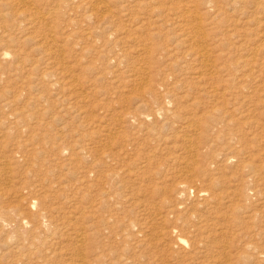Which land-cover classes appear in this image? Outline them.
Returning <instances> with one entry per match:
<instances>
[{"label": "rangeland", "instance_id": "obj_1", "mask_svg": "<svg viewBox=\"0 0 264 264\" xmlns=\"http://www.w3.org/2000/svg\"><path fill=\"white\" fill-rule=\"evenodd\" d=\"M49 7L50 6L47 5L45 2H39L37 4V9L39 11L40 16H46L47 17L48 15H51L50 14L51 9H49ZM237 9H239V7L236 8L234 10V12L232 9V13H230L231 11H230V7H229L228 10L226 11V12H228V14L226 15V20H225L226 22L225 21L223 22L224 26L222 25L220 28L216 29V32H218V29H219L220 30L219 33L223 32V34L224 33H226V34H224L222 36V38H221V35L217 36L218 34L215 36L211 35L212 37L209 36V40L205 41V42H207L206 44H209V45H207V48L210 50L209 51L210 52L209 58H204L201 55L199 56V54L197 53V54L192 55L191 57L181 58L182 61H181V59L179 60V65H180V67H183V68L178 67L180 70L177 67H174V69L175 68L176 69L174 71H172L171 73H173V74L175 73L176 75H178L180 77L184 76L183 80H185V81L187 79H189V77H190L191 79L188 82H190V84L193 86L191 87V89L189 87L188 90H187L188 87H184L182 89H179L177 91V93H175L176 95H174V98L179 99V100H177V103L178 102L179 103L177 104L178 106L176 104L171 106L170 109H173V110L170 112L168 111L169 119L167 120V118H165L166 119V121H165L164 119H162L164 117H161V116L156 117V118H152V119H151V117H146L145 119H143L147 122V123H145V121H141L142 119H139V120L133 119V118L129 119L125 115V113L127 111H132V112L134 111L135 112V111L139 110L141 112L140 109L142 107H140V105L138 106V104H139L138 101H140L141 97H139L140 95L136 90L137 88L135 89L133 87H136V85L138 86V84H136V82H137L136 80H138V82H139V79H138L139 73H136V72H138V70L136 71V69L143 62L142 61L143 58L147 57L146 55H148V56L150 55V54H147V52L143 50V44L146 43L149 45L150 44L154 45L155 44L154 42H156V44H160V41L162 42V40L165 39V36L166 37L170 36V37L174 38L172 31L173 30L175 31V28H173L171 31L170 30L168 31L167 29L161 30L162 33L164 30L168 31V34L165 35L166 32L164 31V33H163L164 36H163L162 33L160 32L161 33L160 36L156 35L153 37L154 38L153 43L151 41L152 39H150V40L144 39L147 36L144 35V33H142V32L138 33L141 37L144 36L143 38L140 37V39H139L140 41L135 42V43H129V42L125 43V41H124V43H122L121 46H123V47H121V48H125V50L127 52H129V51L132 52V53L129 52L128 57H127L128 62L131 60H132V62H129V64L126 65L128 67V69L122 68V71H121L122 74H120V78H118L119 80L122 79L121 80L122 83L118 84L117 82L111 81V79H112L111 74H109V75L107 74L108 77L106 75V78H102L103 79L102 81H100V80H99L100 82L97 81L98 82L97 86H96L97 82H95L94 83L95 86L90 87L91 89L93 88V90L95 91V94L97 93L98 95H95V94L90 95L89 94L90 89L89 90L88 89H84V90L77 89L76 92H79V93H82V92L84 93V92H86V90H88V92H89L88 95H90V96L87 95L86 99L80 98V96H78L79 97L78 98L75 96L76 94L74 96H72L69 93H67L69 95L64 94L65 96H57L59 94H57L55 92L56 91L58 92V90H55V92H53V95L49 96L50 95V89H49L48 85L51 81H53V79L56 78L59 71L67 72L66 74L63 73L64 75L63 74L60 75L61 77H65V78L61 79L64 81H66V79H68L67 81H69V79L70 80L75 79L74 76L79 75L78 77H80V74L82 77V76H84V74H83L84 72L81 71L83 69V67L90 65L88 62L90 60H92V62H97V60H95L96 58L94 60L91 59V55L88 53V56H87V54L85 55L86 58L84 56H82V58H84V60L81 58L83 60L82 62H84V63H81L80 66L75 64V62L77 63L78 59L80 58V55H79L80 52L78 54H74V53H77V51H79V50L77 48L75 49L74 46L73 47L70 46V45H72L71 42L66 45L67 47L64 48L63 53L56 51V53H54V56H51V54L44 56L45 53H47L48 51L51 50V45H48L46 38H45V35H46V33H49L50 30L54 31L53 26L50 23L47 25L37 23L36 22V20H37L36 15L29 8H23L21 6V3L19 0H0V47H1L0 51L5 50V51L9 52V55H8L9 57H7L5 59H1V57H0V60H1L0 61V64H1V66H0V71H1L0 72V149H2V150H0L1 157H2V152L5 153L4 155H6V154H9L10 151L12 152V151L16 150L15 149V146H16L15 142L17 140H19L20 138H21L19 140L20 144L22 143L25 145V143H24L25 139H26L25 137H27L28 133L24 134V130L26 129V126L34 124L32 127V133H31V135L33 136L32 142H34V143H32L33 144L32 145L28 142L29 144L26 143V145H25V146H28L29 151L33 149V152L30 151V153H29L25 149L27 147H25L23 145L25 148L22 146V149L20 148L22 151H16L15 153H13V154H15L16 158L14 159V157H13V159H14V160H12L13 162L12 163L10 162V165L15 167V168H13V171H12L14 175H12V172H11V174L9 173L10 174L9 175V174H4L0 171V173H1L0 174V182L2 180V183H0V191H4L2 193V198H0L1 199L0 200V217H1V219H0V264H82V263L83 264H131V263L132 264H264V262H262L264 259V255H263V253H264V46H263L264 45V38L263 37L264 36L258 35V36H256L257 38L255 36L251 37V38H248V37L246 38L244 36H242V37L240 36V39H238L239 36H236V35L244 32L243 30H250L252 32L254 31V33H258L259 30H257V29H259L260 26H257L254 23L255 21H251L252 22L251 23L249 21L250 18L247 17L246 15H244L242 17V14H241L242 10L239 9V11H236ZM236 12H237V14H236ZM240 15H241V17H240ZM122 19H123V22H125L124 24H127L129 22L127 17L123 16ZM232 19L234 22L232 21ZM259 19H261V17H258L257 20H259ZM151 20H153L152 17L149 18V21L151 23L149 26V29H151V30H149V31L155 32L157 29L155 27L152 28V26H154V25H153V21L151 22ZM228 21H229V23H228ZM145 22L148 23V21H145ZM241 23H242V25H240ZM244 23H246V25ZM248 23H250V24H248ZM228 24H230V25H228ZM128 25L130 28L129 23L127 24V26ZM246 26H248V28L249 27L250 28L248 29V28H246ZM237 27H239V29L241 28L242 30L240 29L241 30L240 31ZM229 28L232 30H230ZM233 29H234V31H233ZM206 31L209 32L208 30H206ZM176 32H178V31L176 30ZM227 33H228V36H227ZM233 34H236V35H233ZM171 35H173V36H171ZM4 36H9V39H11V40H9V41L5 40ZM224 36H226V37H224ZM228 37H229V39H228ZM213 38H214V40H213ZM225 38L227 40H225ZM245 38L248 40L251 39L252 43H251V41H249V43H248ZM155 39H156V41H155ZM210 40L211 41L213 40V42H210ZM220 40L221 41L223 40L224 42H221ZM237 40H240V41L237 42ZM243 40H245V42ZM141 42H142V44H141ZM242 42H244L245 44L247 43V44L245 45ZM62 43H63V41L61 42L60 40L57 42V44H62ZM224 43H225V45H224L225 47H222V45ZM226 43H228V45L231 48ZM237 43H239V44L237 45ZM261 43H262V46H261ZM124 44H125V46H124ZM128 44H131V46ZM240 44H243V45H240ZM118 46H120V45H117L116 47H118ZM211 46H212V48H211ZM214 46H216V47H214ZM219 46H220V48H219ZM245 46H248V47H245ZM250 46H251V49H250ZM68 47L72 48V50L68 51L67 50ZM139 47H140V49H139ZM234 48L235 49L237 48L241 52H239L236 49V51L239 52V53H237ZM242 48L244 50H242ZM253 48H254V50H252ZM130 49H133V51ZM233 49H234V52H233ZM227 50H229V51H227ZM142 51H144L143 54L141 53ZM67 52H69L68 55H70V56L67 55ZM154 52H152V53H154ZM229 52L230 53L233 52V53H231L229 55ZM159 53L160 54H158L157 52L154 54H151V56H155L154 58H158L157 64H159V66L155 67L153 70V74L156 73L158 75H160V70H158V69H162L163 72L168 71V70L166 71V69H167L166 64L170 61V60H168V57H167V54L165 51H162ZM226 53H227V55H229L231 57H228L226 55ZM136 55H138V57H136ZM164 56L166 59L163 58ZM41 57H43V58L41 60H38V62L32 61V59L41 58ZM129 57H130V59H129ZM140 57H142V58H140ZM215 57H216V59H215ZM178 58H180V56ZM192 58H194V59H192ZM200 58H202V61ZM69 59H71V60L69 61ZM164 59L166 61H164ZM233 59H235V60H233ZM49 60H52V61H49ZM197 60H198V62H197ZM217 60H218V62H217ZM67 61H69V62H67ZM187 61H190V62H187ZM192 61H195V63ZM204 61L205 62L210 61V62L205 63ZM232 61L234 63H232ZM36 62H37V64H36ZM64 62H66V63H64ZM191 62L194 63L193 67H192ZM57 63H60V64H57ZM200 63L202 65V68L200 66ZM203 63H205V64L209 63L211 65V68H212V66H214L213 68H215V71H213L214 70L213 68H212L213 70L212 69L206 70L205 64H203ZM216 63L218 65H215ZM231 63H232V65H231ZM74 64L76 65V67L78 66L79 68L77 67V69H76ZM164 64H165V66L163 67ZM2 65H3V67H2ZM64 65L66 66V68ZM124 65H125V63H123L122 66H124ZM137 65H138V67H137ZM197 65L200 67H198ZM223 65H224V67H222ZM63 66H64V68H63ZM69 66L71 67V69L69 68V72H68L67 69ZM152 66H153V64H152ZM185 66L186 67H192V69H187ZM44 67H46V68H44ZM60 67L62 69H60ZM196 67H198V68H196ZM218 67H220V68L222 67L221 69H223V71L221 69L219 70ZM229 67H230V69H229ZM80 68H82V69L80 70ZM45 69H46V71L48 69L56 70L57 74L55 76H50V74L46 75L43 72V70H45ZM196 69H198V72L201 74H199ZM70 70H72V71H70ZM110 70H112V68H110ZM123 70H125L126 73H124ZM226 70H228V71H226ZM195 71H196V73L194 74ZM200 71H202V72H200ZM217 71L221 75L216 73ZM230 71H232V72H230ZM77 72H79V73H77ZM96 72H98V70H96ZM183 72H185L184 74L186 76L183 74ZM203 72H205V73H203ZM71 73L72 74L74 73V74L71 75ZM123 73H124L125 77H124ZM212 73H214L213 74L214 76L212 75ZM223 73H225V74H223ZM130 74H131V76H130ZM193 74H194V76L198 75L199 77H201V80H203V83H202V81H200V78L196 79L194 81L195 78L192 79ZM206 74H208V75L210 74L209 75L210 78L207 77ZM90 75L91 74H89V76ZM226 75H228V76H226ZM222 76H224V80L222 79ZM118 77H119V75H118ZM205 77L207 79H205ZM212 77H216V78L212 79ZM32 78L33 79L36 78V80H32ZM129 78L134 80V82L131 81ZM220 78H221V80L224 81L222 83H225V84H222V87H226L227 84H228V86H230V88H228V87H226V88L232 91L231 96L226 94L228 96L225 95L224 96L225 99L218 97V99H219L218 101L213 100V98L204 99V98L200 97L199 99H196L195 102L193 101L192 104H191V101H190V103L185 102L186 98L185 99H184V97L182 98V95L184 92L186 93V90L189 93L192 91V94H191L192 96L193 95L197 96L196 95V94H198L197 91L199 90V88L201 86L206 87L208 84H209V86L215 85V83H217L218 81L221 82ZM165 79L167 80V78H165ZM231 79H234V80H231ZM38 80H39V82H38ZM45 80H47V81H45ZM127 80L130 81L129 84L131 86L126 84L128 82ZM214 80H216V81H214ZM226 80H228V81H226ZM31 81H33V82L31 83ZM36 81L40 84H38ZM108 81H109V83H108ZM124 81H126L125 85H128V86H124V83H123ZM210 81H211V83H209ZM197 82H199V83H197ZM230 82H231V84H230ZM194 83H195V85H194ZM116 84H117V86H116ZM196 84H198V85H196ZM200 84H204L205 86L200 85ZM120 85H122V86H120ZM178 85H180V84H178ZM199 85H200V87L196 89V87H198ZM223 85H225V86H223ZM234 85H235V88H233ZM129 86L133 89H131ZM123 87H125V89ZM95 88H97V89H95ZM127 88L129 90H127ZM236 88L240 91H238ZM98 89H99V91H98ZM99 92H100V94H99ZM180 92H182V93H180ZM193 92H194V94H193ZM235 93H237L240 97L238 98V95ZM180 95H181V100L179 97ZM234 95H237V96L235 97ZM41 96H43L44 98H42V100L40 101ZM66 96H69V97H66ZM245 96H247V97H245ZM74 97L77 99H75ZM133 97H135V98H133ZM136 97H137V99H136ZM226 97H227V100H226ZM231 97H232V99H230ZM243 97H244V99H243ZM46 98H48V99L44 100ZM182 99H184V100H182ZM237 99H239L238 100L239 102L237 101ZM75 100H76V102H75ZM130 100L133 103H130L129 102ZM166 100L167 99H165V101ZM207 100H209V101H207ZM229 100H230V102H233L234 104H231L229 102ZM232 100H234V101H232ZM240 100H241V102H240ZM205 101H207V102H205ZM216 101H217V103H216ZM204 102H205V104H204ZM219 102H220V104H219ZM225 102H227V103H225ZM180 104H181V106H180ZM215 104H217V106ZM182 105H185L184 107H188L189 110H190V108H193L192 111L195 113V116H194L195 118H193V119H195V121H197V123L195 122V127L197 126L196 127V133L197 134L195 133V131L194 132L192 131L193 130L192 128H189L190 130L189 129L187 130V128L181 129L182 127L177 126L175 124L177 122L178 125H181V122H179L176 118H174V116H172L171 113L174 111V107L176 110L173 112V115L177 110H179L177 112H181L180 111L181 108L183 110L187 109V108L182 107ZM221 105H222L221 108H223V109H221L220 107L217 108L218 106H221ZM135 106L137 107V109ZM179 106L181 108H179ZM207 106L210 110L206 109ZM214 106H216V107H214ZM226 107L228 110L226 109ZM240 107H242V108H240ZM199 108H201V109H199ZM236 108L238 111L236 110ZM220 110H223V111H220ZM224 110H226L227 112ZM230 110L232 113L230 112ZM201 111H203V112H201ZM177 112L175 114H177ZM219 112H221L223 114H221ZM212 114H214V115H212ZM241 114H243V115H241ZM221 115L224 117V119H221V118H223V117H221L220 118L221 120H220L219 117ZM121 116H123L124 118L123 117H122L123 119L120 118ZM180 116L184 117L185 115L183 116L180 114ZM197 116H198V118H197ZM208 116H210V117L212 116V118H214L216 116L217 120H216V118L212 119ZM226 117H227V119H226ZM234 117L236 119H235V121L232 122V120H234ZM118 118H119V120H118ZM200 118L202 121L200 120ZM154 119H156V120H154ZM151 120H153V121H151ZM198 120H200V121H198ZM213 120H214V123H213ZM236 120H238V121H236ZM139 121H141L140 122L141 124L138 123ZM203 121L205 122V124L208 123V125L207 124L205 125L203 123ZM215 121H217V122L215 123ZM221 121L223 122V125L225 124L224 126H222ZM229 121H231V122H229ZM118 122L119 123L122 122V124L121 123L119 124ZM162 122H163V124H162ZM218 122H219V124H217ZM127 123H129V124H127ZM157 123L159 126L157 125ZM144 124H146V125H144ZM154 124H156V125H154ZM211 124H212V126H211ZM150 125H152V126H150ZM153 125L155 126V128ZM166 125H169L171 128H169V126L167 127ZM217 125H219V126H217ZM132 126H133V128H132ZM135 126H137V127H135ZM160 126H162L163 131L160 129ZM198 126H199V128H198ZM105 127H106V129H105ZM141 127H143V128L145 127L144 131H143V129H141ZM148 128L149 129L151 128V130H148ZM167 128H169L168 130H170V129L171 130L168 131ZM184 129H185L186 133L184 132ZM200 129H202V130H200ZM104 130H106V131H104ZM145 130L151 135L148 136V134L145 133L146 132ZM210 130L214 131V133H212ZM215 130H217V131H215ZM232 130H233V132H232ZM108 131H110V132H108ZM156 131L158 134L156 133ZM172 131H174V132H172ZM218 131H219V133H218ZM230 131H231V133H230ZM164 132H165V135H164ZM169 132H170V135L168 134ZM191 132H193V134H191ZM205 132H207V133H205ZM127 133H129V135ZM217 133H218V137H217ZM105 134H106V136H105ZM108 134H109V136H107ZM126 134H127V136H126ZM178 134H179V136L180 135L182 136V137L180 136L181 139H179L180 137H178ZM228 134H230V135H228ZM231 134H233L234 136ZM110 135L115 136V137L111 136L112 137L111 138ZM121 135H123V136H121ZM133 135H135V136H133ZM153 135H155V136H153ZM166 135L167 136L169 135L170 139H173L175 142L173 140L168 139L169 137L167 138ZM28 136H30V135H28ZM194 136H196V137H194ZM139 137L142 140H140ZM155 137H157L156 138L157 141L154 142V140H156ZM186 137H188V138H186ZM232 137H233V139H232ZM132 138L133 139L135 138L134 139L135 142ZM144 138H145L146 142H147V139L150 140V141L148 140L147 145L145 144L146 142L143 143V141H145ZM151 138H154V139L152 140ZM115 139H116V141H115ZM163 139H166V140L164 141ZM194 139H196V140H194ZM129 140L130 141L133 140V142L132 141L130 142ZM200 140H203V141L205 140V141L204 142L201 141L203 143H197V142H200ZM111 141H113V142H111ZM118 141H120V142H118ZM209 141H210V143L207 144L208 145L207 146L206 143ZM7 142L10 143L9 144L10 146L7 145V147H5L4 144H6ZM124 142H126L127 145H125ZM138 142L140 144H138ZM162 142H164V143H162ZM171 142L174 145L173 144L171 145L170 144ZM181 142L186 143V145H184V143L182 144ZM187 142L190 145H188ZM195 142L197 144H195ZM115 143H117V144L115 145ZM128 143H130V146L133 144L134 147H133V145L131 146V148H130V146L128 147V145H129ZM166 143H167V145H166ZM12 144H13L14 148H12ZM135 144H137V145H135ZM141 144H143V145H141ZM144 144H145V146H144ZM151 144H153V145L157 144L158 146L157 145L156 146L158 148L156 147L157 149H155V146H153ZM163 144H164V146H163ZM237 144H239L238 147H237ZM161 145L163 146L162 150L159 148ZM187 145L189 147H192L193 145L196 147V148H194V146H193L191 149L194 148V151H196L195 149H197L198 155L195 157H198V158H196L198 161L201 160L200 161L201 163L199 162V165H202L201 167L204 166L203 168H206L205 173H207V171L209 170V173H207V175L210 176V177L208 176L210 179H208V177L205 178L203 175H201L195 171L194 175H195L196 179H194V180H197V181H194V182L189 181L187 183L188 178L185 176V171H186L185 168L187 169V166H188L187 164H188L189 160H187L188 162H186L185 158L190 159V157H188L190 154L188 152H186L187 150H184V148L188 147ZM233 145H235L234 148H233ZM41 146L42 147L45 146V149H42ZM120 146H122V147L120 148ZM174 146H177L178 148L174 147ZM30 147H31V149H30ZM105 147L109 151V154H108V151L105 149ZM116 147L118 148V150ZM229 147H231V148L229 149ZM50 148H53L54 151L51 152V154H48L47 151ZM61 148L64 150V152L60 153L59 151L61 150ZM125 148H127V149H125ZM136 148H137V150L135 151L136 152L135 153L134 150ZM142 148H143V150H142ZM226 148L228 150H225ZM7 149H8V152H4ZM38 149H39V151H38ZM121 149H123V150L121 151ZM147 149H148V151H147ZM163 149H165L166 152H167V150H169L167 152L169 154H167ZM209 149H211V150H209ZM102 150H104V151H102ZM149 150H152V151L150 152ZM230 150H231V152H230ZM236 150H237V152H235ZM83 151H86V152L82 153ZM143 151L145 153H148L149 155L151 154L150 155L151 157L149 158L147 163H144L145 166L149 165V167H150V169L147 167V170L145 169V172H141L142 170L134 169V168H136V167H134L135 166L134 164L138 163V161H139L135 157L140 156V155H141L140 157H142ZM163 151H164V153H163ZM42 152H43V154H42ZM117 152L119 153V156H118ZM124 152H126V153L124 154ZM127 152H129V155L130 154L131 155L130 156L127 155L128 154ZM139 152H141L142 154ZM170 152L174 153V154L170 155L171 154ZM24 153H25V155H24ZM102 153H104V154H102ZM199 153H201L203 156L205 155V159ZM234 153H236V154H234ZM26 154H27V156H26ZM40 154L42 156H40ZM58 154H59V156H58ZM101 154H102V156H101L102 158L99 156ZM106 154H108V156ZM164 154H166V155H164ZM217 154L218 155L220 154V155L218 156ZM21 155L23 158L20 157ZM44 155H47V156H44ZM51 155L52 156L54 155V156L51 157ZM126 155L131 160V162L128 158H126ZM161 155H162V157H161ZM184 155H186V156H184ZM222 155H224V157ZM225 155H227V156H225ZM34 156H35V158H34ZM200 156L202 158H200ZM1 157H0V160L3 159V158L1 159ZM36 157L37 158L39 157V159H37ZM40 157H41V159H40ZM67 157H69L68 161H67V162H69V164L63 165L66 163ZM118 157H120V158H118ZM157 157L159 159H156ZM178 157H179V159H178ZM211 157H212V159H210ZM221 157H223V158L221 159ZM226 157H228V158L226 159ZM31 158H33V160ZM92 158L94 160L96 158L97 159L99 158L98 159V160H100L99 166L101 168L100 167L96 168L95 165H93V163L94 164L96 162L98 163V161H97V159L94 161ZM108 158H110V159H108ZM213 158H214V161H216L217 159L218 160L216 162H214ZM229 158H232V160ZM30 159L32 160V162H28V161H31ZM50 159H52V160L50 161ZM126 159H128V160H126ZM39 160H41V161H39ZM120 160H121V162H120ZM180 160L183 162H181ZM221 160H223V162ZM224 160H226V161H224ZM206 161L209 163L208 168L205 167L208 164ZM5 162L6 161H4V163ZM18 162H20L21 164H19ZM23 162H25V163H23ZM49 162H50V164H49ZM103 162H104V165L102 164ZM117 162H118V164H117ZM180 162L183 164L184 167L182 166V164ZM184 162H185V164H184ZM211 162H213L214 164ZM220 162H222V164ZM13 163L14 164L16 163V164L14 165ZM216 163H218L219 165L218 164L216 165ZM45 164H46V166H45ZM47 164H49V165H47ZM210 164H211V166H210ZM25 165H28V168H26ZM185 165H186V167H185ZM213 165H215V166H213ZM92 166L96 170L92 169ZM119 166H121L122 168ZM123 166H125V168ZM216 166L217 167L221 166V167L217 168ZM114 167L115 168L117 167V168L115 169ZM126 167H128L129 169L133 168L132 172H135V174H136V172H139V175L137 177H131L129 180H127L126 182H129V183H126V185L124 183V186H127V187L123 186L124 187L123 190H121L122 187L119 189L121 192L120 191L118 192V195H117L115 200H112L111 203L110 202L107 203L109 206L105 204L106 202L100 201V203L98 204V206H99L98 210L96 209V211L94 213L92 212V214H90L89 216L84 215V218L82 217V214L78 210H77L78 212L75 211V208H71V210H69L70 208H66L65 206H63L62 209L68 210V213H66L67 212L66 210L63 211L62 209H61L62 211H59L61 213L51 212V216L50 215H48V216H50L51 218L54 217L52 221H51L50 217L46 216L49 213L48 210L51 207H53V206L55 207V205L59 206L58 203L53 200V197L56 194L78 195L79 193H81V194L83 192L85 193L86 191L80 188L81 182H84V181L92 182L93 181L92 183L94 184L97 181H99V179H102V178L104 179V177H103L104 172H107L108 170L109 171H111V170L116 171L117 170L118 172H120V174L123 173V175H125L124 179H126L125 177L128 174V172L125 171ZM23 168H25V169H23ZM14 169H16V170H14ZM123 170H124V172H123ZM183 170H184V172H183ZM210 170L211 171L213 170V171L211 172ZM14 171L15 172L17 171V174ZM93 171L94 172L98 171L99 173L97 172L98 173L97 174V173H94ZM102 171H103V173H101ZM18 172H21L20 176H19ZM25 172H26V174H24ZM29 172H33V173L30 174ZM42 172L44 173V175ZM35 173L38 174L39 176H36ZM181 173H182V175H181ZM33 174L35 175V177L42 178V180L40 179L42 184H40L41 182L39 181L38 178L37 179L34 178ZM183 174H184V176H183ZM8 175H9V177H8ZM31 175H33V177ZM10 176H12L13 179H11ZM14 176L15 177L17 176V177L14 178ZM21 176H23V178ZM26 176H27V178H26ZM98 176L99 177L101 176V177L99 178ZM139 176H140V178H139ZM212 176H213V178H212ZM18 177H19V179L17 180ZM21 178H22V180H21ZM137 178H139V179H137ZM183 178H185V179H183ZM10 179H11V181H10ZM44 179L45 180L47 179L46 182L44 181ZM181 179L183 182L180 181ZM26 180H28V181H26ZM30 180H31V182H30ZM133 180H134V182H133ZM198 180H201L202 182L201 181L198 182ZM34 181H36V183ZM37 181H39V182H37ZM179 181H180V183H184L186 181L185 184L187 183L188 185H185V187L183 188L179 185L180 183L178 184ZM210 181H212V183L215 184V185H213V188L209 187V185H207L210 183ZM161 182H162V184H161ZM196 182L198 183L197 186H199L200 189L206 187V188H208V190L205 188L204 190H201L202 191L201 192L200 189L198 190L197 187L194 185ZM18 183H20V185ZM21 183L23 184V187H22ZM30 183H32V184H30ZM201 183L203 185L205 184L204 187H202L203 185ZM129 184H132V185L134 184L133 185L134 188L131 187V185H129ZM25 186L29 187L30 189L26 188ZM35 186H37V187H35ZM187 186H188V188H187ZM31 187L32 188L34 187V190ZM130 187H131V189L129 190ZM194 187H195V191L193 189ZM215 187H216V189H215ZM37 188H39V189H37ZM160 188H162V189H160ZM18 189H20V190H18ZM21 189H22V191H21ZM182 189H184V190H182ZM185 189H187L188 191H186ZM126 190L129 192H127ZM179 191L181 193H179ZM183 191H185L184 192L185 194L182 193ZM197 192H199V193L196 194ZM209 192L211 193V195ZM212 192H214L215 194ZM6 193H7V195H6ZM15 193H16V195H15ZM28 193H30L29 197H28V195H26ZM121 193H123V194H121ZM176 193H177V196L175 195ZM17 194H19V195H17ZM81 194H79V195H81ZM90 194H94V192L93 193L90 192L89 195ZM129 194H131V195H129ZM31 195H33V197ZM125 195H129V197L125 196ZM208 195H210V197ZM243 195L245 196V198ZM20 196L27 197L28 199H30V197H31L30 201L32 203H31L28 211L25 210L26 209L25 204L24 205L22 204V203H24V200L21 199L22 197L20 198ZM91 196H92L91 198H93V195H91ZM185 196H186V198H184ZM211 196H212V198H211ZM79 197L80 196H77L74 199L78 200ZM200 197H202V198H200ZM207 197H209V198H207ZM96 198H95V194H94V199H92V201H95L97 203L98 199L96 200ZM119 198H120V200H119ZM127 198H130V199L128 200ZM174 198H177V199L174 200ZM43 199H44V201L42 202V204L44 205V208L47 209L46 211L48 213L46 211H43V209H41V207L43 208V206L40 205V200H43ZM180 199L181 200L183 199L184 201L183 200L180 201ZM177 200L180 201V202L179 201L178 202L181 203L180 205H182V206L179 205ZM196 200H198V202ZM212 200H216V201H212ZM129 201H130V203H129ZM206 201L207 202L209 201V203L206 204ZM84 202H90V200L85 198ZM214 202H216L217 204L216 203L213 204ZM134 203H135V205H134ZM138 203L141 204V206L138 205ZM174 203L178 207L176 205L173 206ZM182 203L184 204V206ZM16 204L18 205V207L16 206ZM113 204H114V207H113ZM133 205L135 208H133ZM142 205H144L145 208ZM213 205H214V208H213ZM21 206H22V208H21ZM48 206H50V208H48ZM80 206H81V204H80ZM204 206H206L207 209ZM210 206H211V208H210ZM9 207H11V208L8 209ZM183 207H185V209H183ZM19 208L22 210V213L20 210H18ZM111 208H112V210H111ZM142 208H143V210H142ZM201 208L204 210L206 209L207 212L210 210L209 214L207 212H206L207 214L205 212H203L204 210H202ZM174 209H176V210H174ZM24 210L26 211L25 212L26 214L23 212ZM29 210H30V213H33L32 215H40L39 216L40 226H39V228L35 227V229H37L36 231L33 229L34 227H32V224H29V223L27 224V222H28L27 218H26L27 221H26V219L25 220L22 219L23 221H21V220L19 221L18 215H20V214L24 215L25 214L24 216H26L29 213ZM31 210H32V212H31ZM40 210L42 212H40ZM183 210L186 211V213ZM216 210L217 211L219 210V212H217ZM38 211H39V214L37 213ZM194 211H196V212H194ZM178 212H180L181 214H179ZM191 212H192V214H190ZM176 213H178L177 218H176ZM193 213L194 214L197 213V215L199 213V215H198L199 217H195L196 214L193 216ZM200 213H202L203 216ZM210 213H211V215H210ZM42 214H43V217H42ZM205 214H206V216H205ZM15 216H17V217H15ZM63 216H67L68 218L63 217ZM102 216L104 217L103 219H102ZM90 217H91V219H90ZM43 218H44V220H43ZM45 218L48 220H46ZM57 218L59 219V221L61 220L62 223L61 222L59 223L58 220H55ZM173 218L174 219L176 218V219L174 220ZM186 218H188V219H186ZM203 218L205 220H203ZM5 219L8 221V223H7V221L4 223L3 220H5ZM40 219L43 221H41ZM100 219L103 221H101ZM201 219L203 221H200ZM187 220L190 222L192 221V222L189 223ZM48 221L51 222L50 224H52L53 227L56 229H54L52 227V225H50L48 223ZM18 222L19 223L21 222V223L19 224ZM53 222H55V223H53ZM64 222H66L67 224ZM172 222H174V224H172ZM203 222H206L207 224L203 223ZM180 223H183L184 226H182L183 224H180ZM179 224H180L179 227H181V228L178 227ZM195 225H196V227L199 226L200 228L199 227L196 228ZM204 225H205V227H204ZM201 226H203V227H201ZM207 226H208V228H207ZM29 227H31L32 229H29ZM69 227H71V228L69 229ZM50 228L52 231L50 230ZM168 228H170V229H168ZM193 228H195V229H193ZM205 228H207V229H205ZM61 229H63L62 233H61ZM197 229H198V231H197ZM31 230H33L32 232L34 235H36L39 232V230L41 232H39L36 236H34L32 234V232L30 233ZM58 230H60L59 231L60 233L58 232ZM140 230H142L143 232ZM138 231H140V232H138ZM52 233L53 234L55 233V236H54L55 242L53 240L51 242H48V240H46V242H45L44 239L49 237ZM82 235H83V237H82ZM178 235H180L181 237ZM31 236L34 238H31ZM77 236H80L83 238L81 240L82 242L77 241V239L75 238ZM28 237H30V239L32 241ZM80 237H77V238H80ZM56 238H58V239H56ZM174 238H177V239H174ZM84 239H86V240H84ZM198 240L202 243L196 242ZM37 241L40 243H38ZM174 241H175V243H174ZM206 241H207V243H206ZM33 243H35L37 245H35V244L33 245ZM49 243H52V244L49 245ZM43 244H45V245H43ZM203 244L205 246H207L206 244H208V246L203 247L204 246ZM31 245H33V246H31ZM178 246H179V248H178ZM77 247L81 248V250ZM27 248H30V249L27 250ZM199 248L201 250H203L202 251L203 254ZM203 248H206V249H203ZM261 249L263 250V252H261L262 251ZM256 250L257 251L259 250L258 251L259 254ZM52 251H53V253H49ZM190 252L192 253L191 254L192 256L194 255L192 258H191V255L188 254ZM44 253H45V255H44ZM260 253H262V254H260ZM32 254L35 256V257L33 256L34 258L32 257ZM254 254H255V256H254ZM203 255H204V259H202L203 257L201 258V256H203ZM38 256H40V257H38ZM255 258H257V260ZM126 259H127V261H126ZM199 259L200 260L202 259V260L199 261ZM128 260H131V262ZM134 260L136 261L135 263H133ZM127 262H129V263H127Z\"/></svg>", "mask_w": 264, "mask_h": 264}, {"label": "bare ground", "instance_id": "obj_2", "mask_svg": "<svg viewBox=\"0 0 264 264\" xmlns=\"http://www.w3.org/2000/svg\"><path fill=\"white\" fill-rule=\"evenodd\" d=\"M20 1V3H21V6L23 7V8H29L35 15H36V18H37V20H36V22L37 23H39V24H43V25H47V24H51L52 26H53V28H54V31L53 30H50V32L49 33H46V35H45V38H46V41H47V43H48V45H51V50L50 51H48L47 53H45L44 54V56L45 55H49V54H51V56H54V53H56V51L57 52H60V53H63V50H64V48L65 47H67L66 45L68 44V43H70L71 42V44L72 45H70V46H74L75 47V49L77 48L79 51H77V53H74V54H78L79 52H80V58L78 59V62L76 63L75 62V64H77V65H79L80 66V64L81 63H84V62H82L83 60H84V58H82V56H84L85 57V55L87 54V56H88V53L91 55V59H95V60H97V62H92V60H90V61H88L89 62V64L90 65H88V66H85V67H83V69L82 68H80V70L81 71H83L84 73V76H82L81 77V74H80V77H78V76H74L75 77V79H69V81H67L68 79H66V81H64V80H61L62 78H65V77H61L60 75L61 74H63V73H67V72H61V71H59V73H58V75L56 76V78L55 79H53V81H51L50 83H49V85H48V87H49V89H50V95L49 96H51V95H53V92H55V90H58V92L56 91L55 93H57V94H59V95H57V96H65L67 93H69L70 95H72V96H74L75 94V96L76 97H78V96H80V98H85L86 99V97H87V95H88V90L90 89V95L91 94H95V91L93 90V88L91 89L90 87H93V86H95L94 85V83L95 82H97V81H102L103 79L102 78H106V75L108 74H111V77H112V79H111V81H113V82H117L118 84H120V83H122V79L121 80H119L118 78H120V74H122L121 73V71H122V68L123 69H128V67L126 66V65H128L129 64V62H132V60L131 61H129L128 62V54H129V52H127L126 50H125V48H121V47H123V46H121L122 45V43H124V41H125V43L126 42H129V43H135V42H138V41H140L139 39H140V35L138 34L139 32H142V33H144V35H146L147 37H145L144 39H148V40H150V39H152L151 41H152V43H153V37L154 36H160L161 35V30H163V29H167L168 31L170 30H172L173 28H175V31L173 30L172 32H173V35H174V38L173 37H170V36H165V39L164 40H162V42L160 41V44H156V42H154L155 44L154 45H149V44H146V43H144L143 44V50L144 51H146L147 52V54H150L149 56L148 55H146L147 57H145V58H143V62L139 65V67H138V65H137V69H136V71L138 70V72H136V73H139V77H138V79H139V82H138V80H136L135 82H136V84H138V86L136 85V87H133V88H137L136 90H137V92L139 93V97H141L140 98V101H138L139 102V104H138V106L140 105V107H142L140 110H141V112L139 111V110H137V111H127L126 113H125V115H126V117H128L129 119H131V118H133V119H142L141 121H145V120H143V119H145L146 117H151V119L152 118H156V117H164V118H162V119H164L165 121H166V119L165 118H167V120L169 119V117H168V111L170 112V111H172L173 109H170L171 108V106L172 105H177L178 103H177V100H179V99H176V98H174V95H176L175 93H177V91L179 90V89H182V88H184V87H188L187 88V90L189 89V87H190V89H191V87L193 86V85H191L190 84V82H188L191 78L189 77V79H187L186 81L185 80H183L184 78V76L183 77H180V76H178V75H176L175 73L173 74V73H171L172 71H174L175 69H174V67H179V68H183V67H180V65H179V60L181 59V58H186V57H191L192 55H194V54H199V56L201 55L202 57H204V58H209V54H210V50L207 48V45H209V44H206L207 42H205L206 40H209V36H211V35H213V36H215V35H217V36H219V35H221V38H222V36L224 35V34H226V33H224L223 34V32L221 33H219V29H218V32H216V29L217 28H220L222 25H223V22L226 20V15L228 14V12H226L227 10H228V8L230 7V13H232V9H233V12H234V10L236 9V8H238L239 7V9L240 10H242V12H241V14H242V17L244 16V15H246L247 17H249L250 18V22L251 21H255L254 23L257 25V26H260V28L259 29H257V30H259V32L258 33H254V31L252 32V31H250V30H243L244 32H242V33H239V34H233V35H236V36H239L238 37V39H240V36L242 37V36H244V37H248V38H251V37H256V36H264V0H19ZM39 2H45L47 5H49L50 7H49V9H51V15H48L47 17L46 16H40V14H39V11H38V9H37V4L39 3ZM239 9H237L236 11H239ZM225 14V15H224ZM236 14H237V12H236ZM53 15V16H52ZM223 15V16H222ZM230 15V14H229ZM123 16L124 17H127L128 18V23L130 24V28H129V25L127 26V24H124L125 22H123ZM231 16V15H230ZM152 17V19L153 20H151V22L153 21V25L154 26H152V28L153 27H155L157 30V32L155 31V32H151V31H149V30H151V29H149V26H150V21H149V18H151ZM219 17V18H218ZM239 17V16H238ZM240 17H241V15H240ZM258 17H261V19H259V20H257L258 19ZM49 18V19H48ZM218 18V19H217ZM47 19V20H46ZM228 19V18H227ZM234 19V18H233ZM233 19H232V21H233ZM125 20V19H124ZM236 20V19H235ZM248 20V19H247ZM145 21H148V23H146ZM231 21V22H232ZM116 22V23H115ZM226 22V21H225ZM234 22V21H233ZM232 22V23H233ZM239 22V21H238ZM228 23H229V21H228ZM243 23V22H242ZM242 23L240 24V25H242ZM252 23V22H251ZM225 24V23H224ZM245 25H246V23H244ZM248 24H250V23H248ZM227 25V24H226ZM228 25H230V24H228ZM224 26V25H223ZM233 26V25H232ZM226 27V26H225ZM255 27V26H254ZM154 28V29H155ZM238 29H239V27H237ZM246 28H248V26H246ZM245 28V29H246ZM250 28V27H249ZM248 28V29H249ZM258 28V27H257ZM223 29V28H222ZM226 29V28H225ZM230 29V28H229ZM235 29V28H234ZM234 29H233V31H234ZM241 29V28H240ZM239 29V30H240ZM254 29V28H253ZM176 30L178 31V32H176ZM206 30H208L209 32H207ZM230 30H232V29H230ZM242 30V29H241ZM240 30V31H241ZM252 30V29H251ZM154 31V30H153ZM165 31V30H164ZM164 31H163V33H164ZM168 31H165L166 32V34L165 35H167L168 34ZM222 31V30H221ZM227 31V30H226ZM225 31V32H226ZM161 32V33H160ZM231 32V31H230ZM163 33H162V35H163ZM235 33V32H234ZM237 33V32H236ZM173 35H171V36H173ZM164 36V35H163ZM227 36H228V33H227ZM230 36V35H229ZM144 37V36H143ZM143 37H141V38H143ZM212 37V36H211ZM224 37H226V36H224ZM159 38V37H158ZM157 38V39H158ZM208 38V39H207ZM218 38V37H217ZM234 38V37H233ZM245 38V39H246ZM257 38V37H256ZM259 38V37H258ZM264 38V37H263ZM4 39L5 40H7V41H9V40H11V39H9V36H4ZM62 42L63 41V43L62 44H57V42L59 41V40ZM212 39V38H211ZM228 39H229V37H228ZM145 40V41H146ZM160 40V39H159ZM213 40H214V38H213ZM213 40L211 41L210 40V42H213ZM217 40V39H216ZM225 40H227L226 38H225ZM242 40V39H241ZM155 41H156V39H155ZM221 41V40H220ZM219 41V42H220ZM238 41H240V40H237V42ZM244 42H245V40H243ZM246 41L249 43V41H251V43H252V40L251 39H246ZM254 41V40H253ZM147 42V41H146ZM221 42H224L223 40L221 41ZM227 42V41H226ZM230 42V41H229ZM232 42V41H231ZM235 42V41H234ZM244 42H242V43H244ZM233 43V42H232ZM250 43V44H251ZM141 44H142V42H141ZM227 45H228V43H226ZM231 44V43H230ZM239 43H237V45H238ZM245 44V43H244ZM247 44V43H246ZM245 44V45H246ZM117 45H120V46H118V47H116ZM128 45H130L131 46V44H128ZM225 45V43L222 45V47H225L224 46ZM240 45H243V44H240ZM260 45V44H259ZM124 46H125V44H124ZM218 46V45H217ZM229 46V45H228ZM227 46V47H228ZM236 46V45H235ZM234 46V47H235ZM261 46H262V43H261ZM264 46V45H263ZM137 47V46H136ZM141 47V46H140ZM140 47H139V49H140ZM214 47H216V46H214ZM213 47V48H214ZM230 47V46H229ZM245 47H248V46H245ZM1 48V47H0ZM117 48V49H116ZM211 48H212V46H211ZM219 48H220V46H219ZM218 48V49H219ZM231 48V47H230ZM233 48V47H232ZM238 48V47H237ZM236 48V49H237ZM240 48V47H239ZM261 48V47H260ZM74 49V48H73ZM127 49V48H126ZM134 49V48H133ZM133 49H130V50H132L133 51ZM138 49V48H137ZM225 49V48H224ZM227 49V48H226ZM235 49V48H234ZM234 49H233V52H234ZM236 49H235V51H236ZM250 49H251V46H250ZM258 49V48H257ZM67 50L69 51V50H72V48H67ZM216 50V49H215ZM223 50V49H222ZM238 50V49H237ZM242 50H244L243 48H242ZM252 50H254V48L252 49ZM261 50V49H260ZM74 51V50H73ZM137 51V50H136ZM139 51V50H138ZM144 51H142L141 53L143 54V52ZM155 51V52H154ZM162 51H165L166 52V54H167V57H168V60H170L167 64H166V66H167V69H166V71L167 72H163L162 71V69H158V70H160V75H158V74H156V73H154L153 74V70H154V68L155 67H158L159 66V64H157L158 63V58H154L155 56H151V54H154V53H158V54H160L159 52H162ZM217 51V50H216ZM227 51H229V50H227ZM239 51V50H238ZM248 51V50H247ZM65 52V51H64ZM152 52H154V53H152ZM195 52V53H194ZM215 52V51H214ZM222 52V51H221ZM233 52H231V53H233ZM237 52V51H236ZM239 52H241V51H239ZM239 52H237V53H239ZM244 52V51H243ZM68 53L69 52H67V55H68ZM130 53H132V52H130ZM140 53V52H139ZM218 53V52H217ZM228 53V52H227ZM227 53H226V55H227ZM230 52H229V55L231 54ZM73 54V53H72ZM138 54V53H137ZM216 54V53H215ZM245 54V53H244ZM252 54V53H251ZM9 55V52H7V51H5V50H3V51H0V57H1V59H5V58H7V57H9L8 56ZM43 55V54H42ZM64 55V54H63ZM157 55V54H156ZM165 55V54H164ZM229 55H227L228 57H231V56H229ZM15 56V55H14ZM19 56V55H18ZM43 56V57H44ZM61 56V55H60ZM68 56H70V55H68ZM132 56V55H131ZM143 56V55H142ZM163 56V55H162ZM180 56V58H178ZM223 56V55H222ZM43 57H41V58H35V59H32V61H37L38 62V60H41ZM72 57V56H71ZM70 57V58H71ZM74 57V56H73ZM77 57V56H76ZM135 57V56H134ZM136 57H138V55H136ZM226 57V56H225ZM16 58V57H15ZM83 60H82V59ZM86 58V57H85ZM140 58H142V57H140ZM163 58H165V56L163 57ZM227 58V57H226ZM52 59V58H51ZM60 59V58H59ZM74 59V58H73ZM129 59H130V57H129ZM138 59V58H137ZM166 59V58H165ZM164 59V61H166ZM192 59H194V58H192ZM197 59V58H196ZM195 59V60H196ZM199 59V58H198ZM201 59V61H202V58H200ZM213 59V58H212ZM215 59H216V57H215ZM220 59V58H219ZM55 60V59H54ZM71 59H69V61H70ZM86 60V59H85ZM211 60V59H210ZM231 60V59H230ZM233 60H235V59H233ZM1 61V60H0ZM49 61H52V60H49ZM48 61V62H49ZM64 61V60H63ZM69 61H67V62H69ZM87 61V60H86ZM140 61V60H139ZM181 61H182V59H181ZM184 61V60H183ZM186 61V60H185ZM200 61V62H201ZM238 61V60H237ZM37 62H36V64H37ZM187 62H190V61H187ZM192 62H194L195 63V61H192ZM191 62V64H192V67H193V64L194 63H192ZM197 62H198V60H197ZM205 62V61H204ZM206 62H210V61H206ZM205 62V63H206ZM217 62H218V60H217ZM236 62V61H235ZM51 63V62H50ZM53 63V62H52ZM64 63H66V62H64ZM123 63H125V65L124 66H122L123 65ZM134 63V62H133ZM137 63V62H136ZM160 63V62H159ZM166 63V62H165ZM186 63V62H185ZM205 63H203V64H205ZM232 63H234L233 61H232ZM232 63H231V65H232ZM237 63V62H236ZM57 64H60V63H57ZM63 64V63H62ZM74 64V65H75ZM94 64V65H93ZM97 64V65H96ZM132 64V63H131ZM139 64V63H138ZM152 64H153V66H152ZM86 65V64H85ZM215 65H218L217 63L215 64ZM222 65V64H221ZM230 65V66H231ZM0 66H1V64H0ZM65 66V65H64ZM64 66H63V68H64ZM84 66V65H83ZM161 66V65H160ZM165 66V64L163 65V67ZM198 66V65H197ZM200 66H201V68H202V65H201V63H200ZM200 66H198V67H200ZM204 66V65H203ZM2 67H3V65H2ZM5 67V66H4ZM75 67H76V65H75ZM78 67V66H77ZM77 67H76V69H77ZM186 67V66H185ZM192 67H186L187 69H192ZM195 67V66H194ZM198 67H196V68H198ZM210 67V68H209ZM214 66H212V68H213ZM222 67H224V65L222 66ZM221 67V68H222ZM235 67V66H234ZM44 68H46V67H44ZM65 68H66V66H65ZM69 68L71 69V67L69 66L68 67V69H67V71L69 72ZM79 68V67H78ZM110 68H112V70H110ZM133 68V67H132ZM162 68V67H161ZM178 68V69H179ZM205 68H206V70H210V69H212L211 68V65L209 64V63H207V64H205ZM204 68V69H205ZM220 67H218V69L220 70L221 69ZM228 68V67H227ZM60 69H62L61 67H60ZM214 69V70H213ZM212 70L213 71H215V68H213ZM229 69H230V67H229ZM234 69V68H233ZM75 70V69H74ZM79 70V71H80ZM96 70H98V72H96ZM130 70V69H129ZM180 70V69H179ZM185 70V69H184ZM195 70V69H194ZM197 70V72H198V69H196ZM200 70V69H199ZM222 71H223V69H221ZM225 70V69H224ZM70 71H72V70H70ZM78 71V70H77ZM124 71V73H126V71L125 70H123ZM157 71V70H156ZM188 71V70H187ZM192 71V70H191ZM221 71V72H222ZM226 71H228V70H226ZM1 72V71H0ZM43 72H44V74H50V76H55L56 74H57V72H56V70H53V69H48L47 71H46V69L45 70H43ZM200 72H202V71H200ZM210 72V71H209ZM230 72H232V71H230ZM77 73H79V72H77ZM124 73H123V75H124ZM132 73V72H131ZM178 73V72H177ZM182 73V72H181ZM185 72H183V74H184ZM193 73V72H192ZM196 73V71L194 72V74ZM199 73V72H198ZM203 73H205V72H203ZM208 73V72H207ZM216 73H218V71L216 72ZM229 73V72H228ZM74 74V73H73ZM72 73H71V75H73ZM89 74H91L90 76H89ZM147 74V75H146ZM191 74V73H190ZM194 74L192 75V79L193 78H195L194 79V81L196 80V79H199L200 78V81H202V83H203V80H201V77H199L198 75L196 76H194ZM199 74H201V73H199ZM214 73H212V75H213ZM219 74V73H218ZM223 74H225V73H223ZM222 74V75H223ZM227 74V73H226ZM231 74V73H230ZM234 74V73H233ZM64 75V74H63ZM108 75H107V77H108ZM118 75H119V77H118ZM134 75V74H133ZM185 75V74H184ZM189 75V74H188ZM207 75V77H209L210 78V74L208 75V74H206ZM205 75V76H206ZM216 75V74H215ZM219 75H221V74H219ZM70 76V75H69ZM122 76V75H121ZM130 76H131V74H130ZM186 76V75H185ZM191 76V75H190ZM214 76V75H213ZM226 76H228V75H226ZM37 77V76H36ZM40 77V76H39ZM73 77V76H72ZM92 77V78H91ZM124 77H125V75H124ZM135 77V76H134ZM123 78V77H122ZM136 78V77H135ZM165 78H167V80L165 79ZM214 78H216V77H212V79H214ZM232 78V77H231ZM236 78V77H235ZM29 79V78H28ZM130 79V78H129ZM165 79V80H164ZM205 79H207L206 77H205ZM204 79V80H205ZM222 79L224 80V76H222ZM227 79V78H226ZM32 80H36V78H32ZM126 80V79H125ZM131 81H133L134 82V80H132V79H130ZM209 80V79H208ZM207 80V81H208ZM219 80V79H218ZM220 80H221V78H220ZM223 80H221V82H217V83H215V85H211V86H209V84L206 86V87H200V85H203V86H205L204 84L206 83L205 81V83L204 84H200L198 87H196V89L197 88H199V90L197 91V93L198 94H196L197 96H195V95H191L192 94V91L189 93V92H187V90H186V93L184 94L183 93V95H182V98L184 97V99H185V102H189L190 103V101H191V104H192V102L194 101H196V99H199L200 97H202V98H204V99H206V98H213V100H219L218 99V97H220V98H224V96L226 95V94H228V95H232V91L231 90H229V89H227L226 87H228V88H230V86H228V84H227V86L226 87H222V84H225V83H222V82H224ZM231 80H234V79H231ZM27 81V80H26ZM45 81H47V80H45ZM99 81V82H100ZM106 81V80H105ZM104 81V82H105ZM110 81V80H109ZM109 81H108V83H109ZM128 81V80H127ZM212 81V80H211ZM211 81L209 82V83H211ZM214 81H216V80H214ZM226 81H228V80H226ZM33 81H31V83H32ZM37 82V81H36ZM38 82H39V80H38ZM37 82V83H38ZM125 82L126 81H124L123 83H124V86H128V85H130L129 84V82L130 81H128L126 84H128V85H125ZM192 82V81H191ZM235 82V81H234ZM30 83V84H31ZM42 83V82H41ZM197 83H199V82H197ZM38 84H40V83H38ZM97 84H98V82L96 83V86H97ZM107 84V83H106ZM132 84V83H131ZM178 84H180V85H178ZM230 84H231V82H230ZM235 84V83H234ZM115 85V84H114ZM113 85V86H114ZM194 85H195V83H194ZM196 85H198V84H196ZM112 86V87H113ZM116 86H117V84H116ZM120 86H122V85H120ZM119 86V87H120ZM131 86V85H130ZM129 86V87H130ZM223 86H225V85H223ZM232 86V85H231ZM111 87V88H112ZM115 87V86H114ZM98 88V87H97ZM97 88H95V89H97ZM105 88V87H104ZM107 88V87H106ZM124 89H125V87H123ZM131 88V87H130ZM133 88H131V89H133ZM233 88H235V85H234V87ZM77 89H79V90H84V89H88V90H86V92H82V93H79V92H76V90ZM110 89V88H109ZM114 89V88H113ZM117 89V88H116ZM130 89V90H131ZM134 89V90H135ZM237 89V88H236ZM235 89V90H236ZM127 90H129L128 88H127ZM238 90V89H237ZM236 90V91H237ZM98 91H99V89H98ZM185 91V90H184ZM194 91V90H193ZM196 91V90H195ZM234 91V90H233ZM238 91H240V90H238ZM242 91V90H241ZM54 93V94H55ZM179 93V92H178ZM180 93H182V92H180ZM240 93V92H239ZM65 94V95H64ZM69 94H67V95H69ZM99 94H100V92H99ZM193 94H194V92H193ZM235 94H237V93H235ZM242 94V93H241ZM90 95H88V96H90ZM95 95H98L97 93L95 94ZM178 95V94H177ZM228 95H226V96H228ZM238 95V94H237ZM237 95H234L235 97L237 96ZM233 96V97H234ZM66 97H69V96H66ZM176 97V96H175ZM180 97V100H181V95L179 96ZM178 97V98H179ZM234 97V98H235ZM240 96L238 95V98H239ZM245 97H247V96H245ZM41 99H40V101L42 100V98H44L43 96H41L40 97ZM75 98V97H74ZM79 98V97H78ZM133 98H135V97H133ZM48 98H46V99H44V100H47ZM75 99H77V98H75ZM136 99H137V97H136ZM165 99H167L166 101H165ZM184 99H182V100H184ZM195 99V100H194ZM203 99V100H204ZM225 99V98H224ZM230 99H232V97L230 98ZM243 99H244V97H243ZM37 100V99H36ZM74 100V99H73ZM210 100V99H209ZM209 100H207V101H209ZM212 100V99H211ZM226 100H227V97H226ZM239 99H237V101H238ZM79 101V100H78ZM207 101H205V102H207ZM217 101H216V103H217ZM221 101V100H220ZM232 101H234V100H232ZM243 101V100H242ZM74 102V101H73ZM75 102H76V100H75ZM130 103H133V102H131V100L129 101ZM205 102H204V104H205ZM212 102V101H211ZM214 102V101H213ZM229 102H230V100H229ZM239 102V101H238ZM240 102H241V100H240ZM215 103V102H214ZM225 103H227V102H225ZM231 104H234L233 102H230ZM203 104V105H204ZM209 104V103H208ZM219 104H220V102H219ZM222 104V103H221ZM238 104V103H237ZM189 105V104H188ZM199 105V104H198ZM202 105V106H203ZM207 105V104H206ZM210 105V104H209ZM208 105V106H209ZM216 106H217V104H215ZM224 105V104H223ZM226 105V104H225ZM236 105V104H235ZM137 106V105H136ZM135 106V107H136ZM137 106V107H138ZM178 106V105H177ZM180 106H181V104H180ZM179 106V108H181ZM185 105H182V107H184ZM187 106V105H186ZM191 106V105H190ZM201 106V105H200ZM208 106L206 107V109H209L208 108ZM212 106V105H211ZM216 106H214V107H216ZM239 106V105H238ZM241 106V105H240ZM137 107H136V109H137ZM194 107V106H193ZM221 108L222 107V105L221 106H218L217 108ZM234 107V106H233ZM184 108H187V109H185V110H183L182 108H181V112H177V111H179V110H177L176 112H177V114H175L174 113V115H173V112L176 110L175 109V107H174V111L171 113L172 114V116H174V118H176L179 122H181V125H178L177 124V122L175 123L177 126H180V127H182L181 129H183V128H187V130L189 129V128H192L193 130V132L195 131V133H196V127H195V122L197 123V121H195V119H193V118H195L194 116H195V113L192 111L193 110V108H190V110L188 109V107H184ZM195 108V107H194ZM240 108H242V107H240ZM178 109V108H177ZM196 109V108H195ZM199 109H201V108H199ZM205 109V108H204ZM205 109V110H206ZM221 109H223V108H221ZM226 109H227V107H226ZM239 109V108H238ZM135 110V109H134ZM197 110V109H196ZM210 110V109H209ZM212 110V109H211ZM219 110V109H218ZM228 110V109H227ZM236 110H237V108H236ZM241 110V109H240ZM204 111V110H203ZM203 111H201V112H203ZM208 111V110H207ZM220 111H223V110H220ZM224 111H226V110H224ZM238 111V110H237ZM197 112V111H196ZM211 112V111H210ZM227 112V111H226ZM225 112V113H226ZM229 112V111H228ZM230 112H231V110H230ZM240 112V111H239ZM219 113H221V112H219ZM232 113V112H231ZM241 113V112H240ZM243 113V112H242ZM170 114V115H171ZM180 114L181 115H185L184 117H181L180 116ZM202 114V113H201ZM221 114H223V113H221ZM234 114V113H233ZM239 114V113H238ZM105 115V114H104ZM124 115V114H123ZM198 115V114H197ZM212 115H214V114H212ZM235 115V114H234ZM241 115H243V114H241ZM202 116V115H201ZM217 116V115H216ZM216 116L214 117V118H212V116L210 117V116H208V117H210V118H212V119H215L216 118ZM123 116H121L120 118H122ZM200 117V116H199ZM204 117V116H203ZM219 117V116H218ZM221 117H223L222 115L219 117V119L221 118ZM228 117V116H227ZM227 117H226V119H227ZM231 117V116H230ZM229 117V118H230ZM124 118V117H123ZM122 118V119H123ZM172 118V117H171ZM197 118H198V116H197ZM202 118V117H201ZM201 118H200V120H201ZM233 118V117H232ZM240 118V117H239ZM121 119V120H122ZM203 119V118H202ZM221 119H224V117L223 118H221ZM220 119V120H221ZM235 117H234V120H232V122L233 121H235ZM116 120V119H115ZM118 120H119V118H118ZM137 120V121H138ZM154 120H156V119H154ZM163 120V121H164ZM200 120H198V121H200ZM207 120V119H206ZM216 120H217V118H216ZM239 120V119H238ZM238 120H236V121H238ZM136 121V120H135ZM141 121H139L138 123H140ZM151 121H153V120H151ZM161 121V120H160ZM164 121V122H165ZM171 121V120H170ZM202 121V120H201ZM205 121V120H204ZM203 121V123L205 124V122ZM219 121V120H218ZM226 121V120H225ZM168 122V121H167ZM208 122V121H207ZM217 121H215V123H216ZM229 122H231V121H229ZM119 123V122H118ZM121 124H122V122H120ZM119 123V124H120ZM137 123V122H136ZM137 123V124H138ZM144 123V122H143ZM145 123H147L146 121H145ZM156 123V122H155ZM166 123V122H165ZM173 123V122H172ZM213 123H214V120H213ZM127 124H129V123H127ZM141 124V123H140ZM162 124H163V122H162ZM171 124V123H170ZM202 124V123H201ZM207 125H208V123H206ZM205 124V125H206ZM217 124H219V122L217 123ZM221 124H222V126H224L223 125V122L221 121ZM33 125L34 124H32V125H28V126H26V129L24 130V134H27V137H25L26 139H25V145H26V143H30V144H32V143H34V142H32V138H33V136L31 135V133H32V127H33ZM125 125V124H124ZM144 125H146V124H144ZM154 125H156V124H154ZM153 125V126H154ZM157 125H158V123H157ZM172 125V124H171ZM126 126V125H125ZM138 126V125H137ZM137 126H135V127H137ZM143 126V125H142ZM150 126H152V125H150ZM149 126V127H150ZM159 126V125H158ZM167 127L169 126V125H166ZM165 126V127H166ZM175 126V125H174ZM211 126H212V124H211ZM217 126H219V125H217ZM134 127V128H135ZM164 127V126H163ZM179 127V128H180ZM202 127V126H201ZM216 127V126H215ZM102 128V127H101ZM132 128H133V126H132ZM145 128V127H144ZM144 128L143 127H141V129H143V131H144ZM154 128H155V126H154ZM169 128H171L170 126H169ZM169 128H167V130L169 129ZM198 128H199V126H198ZM203 128V127H202ZM213 128V127H212ZM221 128V127H220ZM219 128V129H220ZM105 129H106V127H105ZM138 129V128H137ZM157 129V128H156ZM159 129V128H158ZM160 129L162 130V126H160ZM165 129V128H164ZM176 129V128H175ZM206 129V128H205ZM140 130V129H139ZM148 130H151V128L149 129L148 128ZM155 130V129H154ZM171 130V129H170ZM170 130H168V131H170ZM180 130V129H179ZM190 130V129H189ZM200 130H202V129H200ZM213 130V129H212ZM104 131H106V130H104ZM142 131V130H141ZM142 131V132H143ZM146 131V130H145ZM163 131V130H162ZM165 131V130H164ZM182 131V130H181ZM180 131V132H181ZM211 131V130H210ZM215 131H217V130H215ZM220 131V130H219ZM219 131H218V133H219ZM108 132H110V131H108ZM166 132V131H165ZM165 132H164V135H165ZM172 132H174V131H172ZM184 132L186 133V131H185V129H184ZM193 132H191V134H193ZM202 132V131H201ZM212 133H214V131H211ZM229 132V131H228ZM232 132H233V130H232ZM236 132V131H235ZM112 133V132H111ZM114 133V132H113ZM145 133H147L148 134V136L149 135H151V134H149L147 131L145 132ZM156 133H157V131H156ZM179 133V132H178ZM205 133H207V132H205ZM204 133V134H205ZM209 133V132H208ZM218 133H217V137H218ZM230 133H231V131H230ZM128 135H129V133H127ZM127 134H126V136H127ZM134 134V133H133ZM158 134V133H157ZM160 134V133H159ZM169 135H170V132L168 133ZM172 134V133H171ZM190 134V135H191ZM197 134V133H196ZM202 134V133H201ZM28 135H30V136H28ZM143 135V134H142ZM156 135V134H155ZM155 135H153V136H155ZM169 135L167 136V138L169 137ZM183 135V134H182ZM186 135V134H185ZM207 135V134H206ZM228 135H230V134H228ZM231 135H233V134H231ZM105 136H106V134H105ZM107 136H109V134L107 135ZM112 135H110V137H111ZM121 136H123V135H121ZM131 136V135H130ZM133 136H135V135H133ZM144 136V135H143ZM147 136V137H148ZM181 136V135H180ZM179 136V134H178V137H180ZM209 136V135H208ZM207 136V137H208ZM213 136V135H212ZM234 136V135H233ZM109 137V138H110ZM112 137H115V136H112ZM111 137V138H112ZM129 137V136H128ZM127 137V138H128ZM145 137V136H144ZM172 137V136H171ZM182 137V136H181ZM181 137L179 138V139H181ZM194 137H196V136H194ZM216 137V136H215ZM231 137V136H230ZM237 137V136H236ZM117 138V137H116ZM130 138V137H129ZM157 137H155V139H156ZM163 138V137H162ZM175 138V137H174ZM177 138V137H176ZM186 138H188V137H186ZM198 138V137H197ZM211 138V137H210ZM238 138V137H237ZM236 138V139H237ZM21 139V138H20ZM19 139V140H20ZM133 139V138H132ZM135 139V138H134ZM133 139V140H134ZM139 139H140V137H139ZM138 139V140H139ZM147 139V138H146ZM152 140L154 139V138H151ZM168 139H170V137L168 138ZM178 139V138H177ZM176 139V140H177ZM185 139V138H184ZM202 139V138H201ZM209 139V138H208ZM213 139V138H212ZM232 139H233V137H232ZM231 139V140H232ZM235 139V140H236ZM19 140H17L16 142H15V144H16V146H15V149L16 150H14V151H10V153L9 154H6V155H4L5 153H3L2 152V157H1V155H0V157H1V159L2 160H0V171L2 172V173H4V174H11V172L13 171V168H15L14 166H12V165H10V162L12 163L13 161L12 160H14L16 157H15V154H13V153H15L16 151H22L21 149H22V146L24 145V144H20V141ZM24 140V139H23ZM111 140V139H110ZM114 140V139H113ZM124 140V139H123ZM122 140V141H123ZM133 140H131L132 142H133ZM140 140H142V139H140ZM144 140H145V138H144ZM148 140L149 139H147V142H146V140L145 141H143V143L144 142H146L145 144L147 145V143H148ZM164 141L166 140V139H163ZM170 140H173V139H170ZM189 140V139H188ZM187 140V141H188ZM193 140V139H192ZM194 140H196V139H194ZM198 140V139H197ZM206 140V139H205ZM204 140V141H205ZM109 141V140H108ZM115 141H116V139H115ZM130 141V140H129ZM130 141V142H131ZM137 141V140H136ZM150 141V140H149ZM155 141H157V139L156 140H154V142ZM159 141V140H158ZM174 141V140H173ZM180 141V140H179ZM201 141H203V140H200V142H197V143H203V142H201ZM207 141V140H206ZM212 141V140H211ZM111 142H113V141H111ZM118 142H120V141H118ZM134 142H135V140H134ZM141 142V141H140ZM153 142V141H152ZM160 142V141H159ZM167 142V141H166ZM169 142V141H168ZM175 142V141H174ZM189 142V141H188ZM187 142V143H188ZM193 142V141H192ZM233 142V141H232ZM28 143V144H29ZM125 143V145H127L126 144V142H124ZM137 143V142H136ZM151 143V142H150ZM162 143H164V142H162ZM178 143V142H177ZM182 144L184 143V142H181ZM196 142H195V144H197ZM210 143V141L209 142H207L206 143V145L207 144H209ZM221 143V142H220ZM10 143H6V144H4V146L5 147H7V145H9ZM112 144V143H111ZM117 143H115V145H116ZM129 145H128V147L130 146V143H128ZM138 144H140L139 142H138ZM145 144H144V146H145ZM158 144V143H157ZM157 144H155V145H153V144H151V145H153V146H155V149H157L158 147V145ZM171 145L173 144L172 142L170 143ZM169 144V145H170ZM194 144V143H193ZM232 144V143H231ZM24 145V146H25ZM33 145V144H32ZM31 145V146H32ZM119 145V144H118ZM133 145V144H132ZM131 145V146H132ZM135 145H137V144H135ZM141 145H143V144H141ZM157 145V146H156ZM166 145H167V143H166ZM165 145V146H166ZM168 145V146H169ZM174 145V144H173ZM176 145V144H175ZM178 145V144H177ZM184 145H186V143H184ZM188 145H190L189 143H188ZM187 145V146H188ZM192 145V144H191ZM199 145V144H198ZM236 145V144H235ZM235 145H233V148L235 147ZM10 146V145H9ZM23 146V147H24ZM131 146H130V148H131ZM163 146H164V144H163ZM162 145L159 147L161 150H162V147H163ZM194 146V145H193ZM192 146V147H193ZM200 146V145H199ZM205 146V145H204ZM203 146V147H204ZM208 146V145H207ZM206 146V147H207ZM230 146V145H229ZM239 146V144H237V147ZM25 147H27V148H25ZM24 148L30 153V151H32L33 152V149L32 150H28V146H25ZM111 147V146H110ZM122 146H120V148H121ZM133 147H134V145H133ZM139 147V146H138ZM143 147V146H142ZM157 147V148H156ZM170 147V146H169ZM174 147H177V146H174ZM186 147V146H185ZM192 147H187V148H184V150H187L186 152H188L190 155L188 156V157H190V159H187V158H185L186 159V162H188L187 160H189V162H188V166H187V169L185 168V176L188 178V181H187V183L190 181V182H194V181H197V180H194V179H196L195 178V175H194V172L196 171L197 173H199V174H201V175H203L205 178H207L209 175H207V173H209V170L207 171V173H205L206 172V168H203V167H201L202 165H199V162L201 161H198L196 158H198V157H195V156H197L198 155V151H197V149H195L196 151H194V148H196L195 146H194V148L193 149H191ZM202 147V148H203ZM12 148H14L13 147V144H12ZM21 148V149H20ZM35 148V147H34ZM39 148V147H38ZM41 148L42 149H45V146H41ZM114 148V147H113ZM117 148V147H116ZM141 148V147H140ZM145 148V147H144ZM178 148V147H177ZM176 148V149H177ZM183 148V147H182ZM199 148V147H198ZM210 148V147H209ZM231 147H229V149H230ZM9 149V148H8ZM8 149L7 150H5L4 152H8ZM20 149V150H19ZM30 149H31V147H30ZM36 149V148H35ZM41 149V150H42ZM105 149H106V147H105ZM104 149V150H105ZM124 149V148H123ZM123 149H121V151L123 150ZM125 149H127V148H125ZM133 149V148H132ZM212 149V148H211ZM211 149H209V150H211ZM0 150H2V149H0ZM24 150V149H23ZM104 150H102V151H104ZM107 150V149H106ZM110 150V149H109ZM117 150H118V148H117ZM130 150V149H129ZM137 150V148L134 150V152ZM142 150H143V148H142ZM146 150V149H145ZM154 150V149H153ZM164 151H165V149H163ZM178 150V149H177ZM180 150V149H179ZM201 150V149H200ZM225 150H228L227 148L225 149ZM37 151V150H36ZM38 151H39V149H38ZM47 151V150H46ZM45 151V152H46ZM54 151V149L53 148H50L48 151H47V153L48 154H51V152H53ZM101 151V152H102ZM108 151V150H107ZM131 151V150H130ZM147 151H148V149H147ZM150 152L152 151V150H149ZM156 151V150H155ZM164 151H163V153H164ZM169 150H167V152H168ZM171 151V150H170ZM239 151V150H238ZM26 152V151H25ZM27 152V153H28ZM35 152V151H34ZM50 152V153H49ZM60 153L61 152H64V150L61 148V150L59 151ZM58 152V153H59ZM86 151H83L82 153H85ZM88 152V151H87ZM113 152V151H112ZM133 152V151H132ZM166 152V151H165ZM166 152V153H167ZM182 152V151H181ZM185 152V151H184ZM200 152V151H199ZM230 152H231V150H230ZM235 152H237V150L235 151ZM107 153V152H106ZM115 153V152H114ZM118 153V152H117ZM116 153V154H117ZM126 152H124V154H125ZM128 154L127 155H129V152H127ZM136 153V152H135ZM139 153H141V152H139ZM143 153V154H142ZM141 154H142V157H140V156H137V157H135L137 160H139L138 161V163H136V164H134L135 166L134 167H136V168H134V169H137V170H142L141 172H145V169L147 170V167L150 169V167H149V165L148 166H145L144 165V163H147V161L149 160V158L151 157L148 153H145L144 151L142 152ZM155 153V152H154ZM161 153V152H160ZM171 153V152H170ZM177 153V152H176ZM183 153V152H182ZM187 153V154H188ZM212 153V152H211ZM229 153V152H228ZM13 154V155H12ZM33 154V153H32ZM42 154H43V152H42ZM46 154V153H45ZM102 154H104V153H102ZM102 154L101 155H99L100 157L102 156ZM108 154H109V151H108ZM108 154H106L107 156H108ZM122 154V153H121ZM134 154V153H133ZM167 154H169V153H167ZM172 154H174V153H171L170 155H172ZM184 154V153H183ZM199 154H201V153H199ZM204 154V153H203ZM209 154V153H208ZM234 154H236V153H234ZM24 155H25V153H24ZM34 155V154H33ZM36 155V154H35ZM55 155V154H54ZM53 155V156H54ZM65 155V154H64ZM114 155V154H113ZM126 155V158H128V156ZM131 155V154H130ZM129 155V156H130ZM135 155V154H134ZM164 155H166V154H164ZM176 155V154H175ZM180 155V154H179ZM178 155V156H179ZM182 155V154H181ZM216 155V154H215ZM218 155V154H217ZM220 155V154H219ZM218 155V156H219ZM229 155V154H228ZM231 155V154H230ZM26 156H27V154H26ZM32 156V155H31ZM40 156H42L41 154H40ZM44 156H47V155H44ZM52 155H51V157H53ZM57 156V155H56ZM58 156H59V154H58ZM104 156V155H103ZM115 156V155H114ZM118 156H119V153H118ZM125 156V155H124ZM157 156V155H156ZM159 156V155H158ZM169 156V155H168ZM184 156H186V155H184ZM201 156H203L202 154H201ZM200 156V158H202ZM207 156V155H206ZM223 157H224V155H222ZM225 156H227V155H225ZM13 157H14V159H13ZM21 158H23L22 157V155L20 156ZM98 157V156H97ZM110 157V156H109ZM121 157V156H120ZM120 157H118V158H120ZM123 157V156H122ZM161 157H162V155H161ZM173 157V156H172ZM175 157V156H174ZM182 157V156H181ZM204 157V159H205V155L203 156ZM209 157V156H208ZM223 157H221V159L223 158ZM230 157V156H229ZM28 158V157H27ZM34 158H35V156H34ZM37 158V157H36ZM68 158L69 157H67L66 158V163L65 164H63V165H66V164H69V162H67L68 161ZM95 158V157H94ZM102 158V157H101ZM125 158V157H124ZM123 158V159H124ZM134 158V157H133ZM132 158V159H133ZM171 158V157H170ZM228 157H226V159H227ZM32 160H33V158H31ZM30 159V160H31ZM37 159H39V157L37 158ZM40 159H41V157H40ZM45 159V158H44ZM93 159V158H92ZM97 159V158H96ZM95 159V160H96ZM99 159V158H98ZM97 159V161H98V163L96 162L95 164L93 163V165H95V167L96 168H99L100 166V160H98ZM104 159V158H103ZM107 159V158H106ZM105 159V160H106ZM108 159H110V158H108ZM122 159V160H123ZM129 159V158H128ZM128 159H126V160H128ZM154 159V158H153ZM156 159H159L158 157L156 158ZM164 159V158H163ZM172 159V158H171ZM178 159H179V157H178ZM209 159V158H208ZM210 159H212V157L210 158ZM229 159H231L232 160V158H229ZM23 160V159H22ZM32 160L31 161H28V162H32ZM52 159H50V161H51ZM94 160V159H93ZM94 160V161H95ZM130 160V159H129ZM152 160V159H151ZM174 160V159H173ZM216 160V159H215ZM218 160V159H217ZM216 160V161H217ZM220 160V159H219ZM4 161H6L5 163H4ZM21 161V160H20ZM24 161V160H23ZM39 161H41V160H39ZM49 161V160H48ZM47 161V162H48ZM115 161V160H114ZM153 161V160H152ZM181 161V160H180ZM205 161V160H204ZM209 161V160H208ZM212 161V160H211ZM213 161H214V158H213ZM216 161H214V162H216ZM222 162H223V160H221ZM224 161H226V160H224ZM15 162V161H14ZM45 162V161H44ZM43 162V163H44ZM107 162V161H106ZM116 162V161H115ZM120 162H121V160H120ZM119 162V163H120ZM128 162V161H127ZM130 162H131V160H130ZM151 162V161H150ZM154 162V161H153ZM181 162H183V161H181ZM180 162V163H181ZM207 162V161H206ZM210 162V161H209ZM222 162H220L221 164H222ZM8 163V164H7ZM19 164H21L20 162H18ZM23 163H25V162H23ZM34 163V162H33ZM125 163V162H124ZM123 163V164H124ZM133 163V162H132ZM131 163V164H132ZM201 163V162H200ZM208 163V162H207ZM211 163H213V162H211ZM225 163V162H224ZM14 164V163H13ZM16 164V163H15ZM14 164V165H15ZM30 164V163H29ZM49 164H50V162H49ZM49 164H47V165H49ZM103 165H104V162L102 163ZM117 164H118V162H117ZM152 164V163H151ZM182 164V163H181ZM184 164H185V162H184ZM214 164V163H213ZM218 163H216V165H217ZM10 165V166H9ZM206 165V164H205ZM208 165H209V163L207 164V166H205V167H207L208 168ZM219 165V164H218ZM21 166V165H20ZM23 166V165H22ZM32 166V165H31ZM45 166H46V164H45ZM113 166V165H112ZM111 166V167H112ZM117 166V165H116ZM152 166V165H151ZM182 166H183V164H182ZM210 166H211V164H210ZM213 166H215V165H213ZM19 167V166H18ZM24 167V166H23ZM25 167L26 168H28V165H25ZM119 167H121V166H119ZM124 168H125V166H123ZM129 167V166H128ZM128 167H126V170L125 171H127L128 172V174H127V176L125 177L126 179H124V176L125 175H123V173L122 174H120V172H118L117 170L116 171H114V170H111V171H107V172H104V175H103V177H104V179L102 180V179H99V181H97L96 183H92V182H90V181H84V182H81V186H80V188L81 189H83V190H85L86 192V194L83 192L82 194L81 193H79V194H81V195H74V194H72V195H61V194H56L54 197H53V200L55 201V202H57L58 203V205L59 206H57V205H55V207L53 206V207H51L50 208V206H48V208H50L48 211H49V213L46 211L47 209H45L44 208V205L42 204V202L44 201V199L43 200H40V205H42L43 206V208L41 207V209H43V211H46L47 213V215L46 216H48V215H50L51 216V212H53V213H61V212H59V211H62L63 209V206H65L66 208H70L69 210H71V208H75V211L76 212H80L81 214H82V217L84 218V215H90V214H92V212L94 213L95 211H96V209L98 210V204L100 203V201H102V202H106L105 204L106 205H108L107 203H111L112 202V200H115L116 199V197H117V195H118V192L120 191L119 189L121 188V190H123V188L124 187H127V186H124V183H125V185H126V183H129V182H126L127 180H129L131 177H137L138 175H139V172H136V174H135V172H132V169H129ZM153 167V166H152ZM184 167V166H183ZM185 167H186V165H185ZM217 167V166H216ZM215 167V168H216ZM219 167V166H218ZM217 167V168H218ZM221 167V166H220ZM219 167V168H220ZM21 168V167H20ZM19 168V169H20ZM101 168V167H100ZM104 168V167H103ZM109 168V167H108ZM107 168V169H108ZM115 168V167H114ZM117 168V167H116ZM115 168V169H116ZM122 168V167H121ZM18 169V168H17ZM23 169H25V168H23ZM49 169V168H48ZM47 169V170H48ZM92 169H95L93 166H92ZM91 169V170H92ZM111 169V168H110ZM152 169V168H151ZM222 169V168H221ZM14 170H16V169H14ZM27 170V169H26ZM31 170V169H30ZM50 170V169H49ZM48 170V171H49ZM96 170V169H95ZM181 170V169H180ZM214 170V169H213ZM212 170V171H213ZM216 170V169H215ZM218 170V169H217ZM220 170V169H219ZM21 171V170H20ZM32 171V170H31ZM101 171V170H100ZM149 171V170H148ZM211 171V170H210ZM211 171V172H212ZM15 172V171H14ZM38 172V171H37ZM94 172V171H93ZM98 172V171H97ZM96 171L94 172V173H97ZM123 172H124V170H123ZM181 172V171H180ZM179 172V173H180ZM183 172H184V170H183ZM210 172V173H211ZM16 174H17V171L15 172ZM19 173V176H20V173L21 172H18ZM23 173V172H22ZM30 174L31 173H33V172H29ZM43 173V172H42ZM99 173V172H98ZM97 173V174H98ZM101 173H103V171L101 172ZM1 174V173H0ZM9 174V175H10ZM24 174H26V172L24 173ZM41 174V173H40ZM125 174V173H124ZM144 174V173H143ZM9 175H8V177H9ZM12 175H14L13 174V172H12ZM34 175V174H33ZM33 175H31L32 177H33ZM35 175L36 176H39L38 174H36L35 173ZM35 175H34V178L35 179H37L38 177H35ZM43 175H44V173H43ZM95 175V174H94ZM142 175V174H141ZM181 175H182V173H181ZM180 175V176H181ZM30 176V177H31ZM183 176H184V174H183ZM224 176V175H223ZM11 177V179H13L12 178V176H10ZM17 177V176H16ZM15 176H14V178H16ZM22 178H23V176H21ZM42 177V176H41ZM46 177V176H45ZM48 177V176H47ZM99 177V176H98ZM101 177V176H100ZM99 177V178H100ZM182 177V176H181ZM210 177V176H209ZM208 177V179H210ZM4 178V177H3ZM22 178H21V180H22ZM26 178H27V176H26ZM97 178V177H96ZM139 178H140V176H139ZM139 178H137V179H139ZM212 178H213V176H212ZM211 178V179H212ZM2 179V178H1ZM6 179V178H5ZM8 179V178H7ZM11 179H10V181H11ZM19 179V177L17 178V180ZM39 179V181H40V179L42 180V178H38ZM183 179H185V178H183ZM207 179V180H208ZM47 180V179H46ZM46 180L44 179V181L46 182ZM49 180V179H48ZM92 180V179H91ZM97 180V179H96ZM132 180V179H131ZM130 180V181H131ZM135 180V179H134ZM134 180H133V182H134ZM15 181V180H14ZM26 181H28V180H26ZM39 181H37V182H39ZM181 182H183L182 181V179L180 180ZM180 181L178 182V184L180 183ZM201 180H198V182H200ZM209 181V180H208ZM214 181V180H213ZM8 182V181H7ZM23 182V181H22ZM30 182H31V180H30ZM35 183H36V181H34ZM41 182V181H40ZM44 182V183H45ZM48 182V181H47ZM132 182V181H131ZM160 182V181H159ZM186 182V181H185ZM185 182L184 183H180L179 185L181 186V187H185V185H188L187 183L185 184ZM202 182V181H201ZM0 183H2V180H1V182ZM26 183V182H25ZM24 183V184H25ZM34 183V184H35ZM43 183V184H44ZM204 183V182H203ZM206 183V182H205ZM209 183V182H208ZM224 183V182H223ZM8 184V183H7ZM19 185H20V183H18ZM22 184V183H21ZM30 184H32V183H30ZM33 184V185H34ZM40 184H42V182L40 183ZM47 184V183H46ZM135 184V183H134ZM133 184V185H134ZM161 184H162V182H161ZM193 184V183H192ZM197 182L194 184L196 187H197V189L199 190L200 189V187L199 186H197ZM202 184V183H201ZM247 184V183H246ZM26 185V184H25ZM36 185V184H35ZM38 185V184H37ZM129 185H131V187H133L134 188V186L132 185V184H129ZM136 185V184H135ZM193 185V186H194ZM200 185V184H199ZM203 185V184H202ZM205 185V184H204ZM204 185L202 186V187H204ZM207 185H209V187H212L213 188V185H215V184H213L212 183V181H210V183L209 184H207ZM206 185V186H207ZM44 186V185H43ZM42 186V187H43ZM124 186V187H123ZM190 186V185H189ZM192 186V185H191ZM22 187H23V184H22ZM21 187V188H22ZM26 187V186H25ZM35 187H37V186H35ZM129 187V186H128ZM131 187L129 188V190L131 189ZM19 188V187H18ZM26 188H29V187H26ZM32 188V187H31ZM187 188H188V186H187ZM206 188V187H205ZM205 188H202V189H200V191L201 190H204ZM30 189V188H29ZM33 190H34V187L32 188ZM37 189H39V188H37ZM160 189H162V188H160ZM190 189V188H189ZM194 189V191H195V187L193 188ZM207 190H208V188H206ZM215 189H216V187H215ZM18 190H20V189H18ZM125 190V189H124ZM128 190V189H127ZM126 190V191H127ZM134 190V189H133ZM182 190H184V189H182ZM181 190V191H182ZM186 191H188L187 189H185ZM21 191H22V189H21ZM29 191V190H28ZM56 191V190H55ZM94 192V194H95V198H96V200L98 199V202L96 203L95 201H92V199H94V194H90L89 195V193L91 192V193H93ZM132 191V190H131ZM199 191V192H200ZM206 191V190H205ZM210 191V190H209ZM213 191V190H212ZM216 191V190H215ZM4 191H0V198H2V193H3ZM27 192V191H26ZM75 192V191H74ZM79 192V191H78ZM121 192V191H120ZM124 192V191H123ZM127 192H129V191H127ZM185 191H183L182 193H184ZM199 192H197L196 194H198ZM202 192V191H201ZM31 193V192H30ZM30 193H28V194H26V195H28V197H29V194ZM33 193V192H32ZM88 193V194H87ZM178 193V192H177ZM177 193L175 194L176 196H177ZM179 193H181L180 191H179ZM210 193V192H209ZM212 193H214V192H212ZM248 193V192H247ZM20 194V193H19ZM19 194H17V195H19ZM121 194H123V193H121ZM120 194V195H121ZM128 194V193H127ZM132 194V193H131ZM131 194H129V195H131ZM185 194V193H184ZM187 194V193H186ZM215 194V193H214ZM6 195H7V193H6ZM15 195H16V193H15ZM91 195H93V198H91L92 196ZM129 195H125V196H128L129 197ZM134 195V194H133ZM210 195H211V193H210ZM210 195H208L209 197H210ZM217 195V194H216ZM32 197H33V195H31ZM77 196H80L79 197V199L78 200H76V199H74V198H76ZM219 196V195H218ZM244 196V195H243ZM22 197V198H21ZM122 197V196H121ZM197 197V196H196ZM203 197V196H202ZM202 197H200V198H202ZM209 197H207V198H209ZM20 198L21 199H23L24 200V203H22L23 205L25 204V207H26V209L25 210H27L28 211V209H29V207H30V205H31V201H30V199H31V197H30V199H28L27 197H23V196H20ZM27 198V199H26ZM85 198H87V199H89L90 200V202H84V200H85ZM184 198H186V196L184 197ZM205 198V197H204ZM211 198H212V196H211ZM210 198V199H211ZM215 198V197H214ZM244 198H245V196H244ZM48 199V198H47ZM128 200L130 199V198H127ZM175 199H177V198H174V200ZM206 199V198H205ZM247 199V198H246ZM1 200V199H0ZM20 200V199H19ZM22 200V201H23ZM119 200H120V198H119ZM134 200V199H133ZM183 200V199H182ZM181 199H180V201H182ZM202 200V199H201ZM36 201V200H35ZM179 200H177V202H178ZM179 201V202H180ZM184 201V200H183ZM197 202H198V200H196ZM212 201H216V200H212ZM211 201V202H212ZM228 201V200H227ZM54 202V203H55ZM95 202V203H94ZM115 202V201H114ZM117 202V201H116ZM136 202V201H135ZM174 202V201H173ZM172 202V203H173ZM178 202V203H179ZM204 202V201H203ZM225 202V201H224ZM19 203V202H18ZM129 203H130V201H129ZM171 203V204H172ZM202 203V202H201ZM207 203H209V201L207 202L206 201V204ZM216 202H214L213 204H215ZM39 204V203H38ZM77 204V205H76ZM80 204H81V206H80ZM118 204V203H117ZM137 204V203H136ZM181 203H179V205H180ZM183 204V203H182ZM217 204V203H216ZM48 205V204H47ZM86 205V206H85ZM134 205H135V203H134ZM134 205H133V208H135L134 207ZM138 205H140L141 206V204H139L138 203ZM176 204L174 203L173 204V206H175ZM200 205V204H199ZM202 205V204H201ZM210 205V204H209ZM16 206L18 207V205L16 204ZM38 206V205H37ZM46 206V205H45ZM109 206V205H108ZM132 206V205H131ZM137 206V205H136ZM143 207H144V205H142ZM177 206V205H176ZM180 206H182V205H180ZM183 206H184V204H183ZM4 207V206H3ZM2 207V208H3ZM16 207V208H17ZM84 207V208H83ZM103 207V206H102ZM111 207V206H110ZM113 207H114V204H113ZM178 207V206H177ZM202 207V206H201ZM205 208H206V206H204ZM11 207H9L8 209H10ZM14 208V207H13ZM21 208H22V206H21ZM47 208V207H46ZM145 208V207H144ZM209 208V207H208ZM210 208H211V206H210ZM213 208H214V205H213ZM212 208V209H213ZM216 208V207H215ZM15 209V208H14ZM62 209V210H61ZM171 209V208H170ZM183 209H185V207H183ZM202 209V208H201ZM207 209V208H206ZM206 209L204 210V209H202V210H204L203 212H207L206 211ZM211 209V210H212ZM18 210H20L21 211V213H22V210L19 208ZM23 211L24 213L26 212V211ZM66 209H64L63 211H65ZM73 210V209H72ZM78 210V211H77ZM111 210H112V208H111ZM142 210H143V208H142ZM174 210H176V209H174ZM178 210V209H177ZM16 211V210H15ZM67 212L66 213H68V210H66ZM74 211V212H75ZM184 211V210H183ZM188 211V210H187ZM210 211V210H209ZM209 211L207 212L208 214H209ZM217 211V210H216ZM31 212H32V210H31ZM40 212H42L41 210H40ZM72 212V211H71ZM174 212V211H173ZM181 212V211H180ZM180 212H178L179 214H181ZM185 213H186V211H184ZM190 212V211H189ZM194 212H196V211H194ZM217 212H219V210L217 211ZM15 213V212H14ZM35 213V212H34ZM38 214H39V211L37 212ZM45 213V212H44ZM79 213V214H80ZM98 213V212H97ZM175 213V212H174ZM178 213H176V218H177V215H178ZM206 213V214H207ZM16 214V213H15ZM26 214V213H25ZM24 214V215H25ZM33 213H30V210H29V213L26 215V216H24L23 214H20V215H18V218H19V221L21 220V221H23L22 219H28V222H27V224L29 223V224H32V227H34L33 229L36 231L37 229H35V227H38L39 228V226H40V224H39V216L40 215H32ZM70 214V213H69ZM190 214H192V212L190 213ZM196 214V216L195 217H199L198 215H199V213H198V215H197V213H195ZM194 213H193V216L195 215ZM200 214H202V213H200ZM206 214H205V216H206ZM54 215V214H53ZM52 215V216H53ZM59 215V214H58ZM61 215V214H60ZM63 215V214H62ZM66 215V214H65ZM183 215V214H182ZM181 215V216H182ZM185 215V214H184ZM188 215V214H187ZM210 215H211V213H210ZM209 215V216H210ZM20 216V217H19ZM45 216V217H46ZM50 216H48V217H50ZM57 216V215H56ZM97 216V215H96ZM186 216V215H185ZM192 216V217H193ZM202 216H203V214H202ZM201 216V217H202ZM15 217H17V216H15ZM42 217H43V214H42ZM63 217H67V216H63ZM73 217V216H72ZM86 217V216H85ZM187 217V216H186ZM200 217V218H201ZM51 218V217H50ZM49 218V219H50ZM53 218L54 217H52L51 218V221L53 220ZM61 218V217H60ZM68 218V217H67ZM98 218V217H97ZM104 217L102 216V219H103ZM175 218V219H176ZM205 218V217H204ZM203 218V220H205ZM208 218V217H207ZM220 218V217H219ZM0 219H1V217H0ZM3 219V218H2ZM27 219H26V221H27ZM46 219V218H45ZM62 219V218H61ZM74 219V218H73ZM77 219V218H76ZM90 219H91V217H90ZM174 219V218H173ZM174 219V220H175ZM180 219V218H179ZM186 219H188V218H186ZM41 220V219H40ZM43 220H44V218H43ZM43 220H41V221H43ZM46 220H48V219H46ZM55 220H58L59 221V219L57 218V219H55ZM67 220V219H66ZM88 220V219H87ZM101 220V219H100ZM169 220V219H168ZM172 220V219H171ZM183 220V219H182ZM202 219L200 220V221H203ZM207 220V219H206ZM4 221V223L7 221L6 219L5 220H3ZM65 221V220H64ZM101 221H103V220H101ZM185 221V220H184ZM188 221V220H187ZM56 222V221H55ZM55 222H53V223H55ZM62 223V221L60 220L59 221V223ZM170 222V221H169ZM182 222V221H181ZM189 223H191L190 221H188ZM197 222V221H196ZM195 222V223H196ZM207 222V221H206ZM206 222H203V223H206ZM7 223H8V221H7ZM19 223V222H18ZM21 223V222H20ZM19 223V224H20ZM43 223V222H42ZM47 223V222H46ZM48 223L50 224L51 222H49L48 221ZM57 223V222H56ZM64 223H66V222H64ZM202 223V222H201ZM200 223V224H201ZM67 224V223H66ZM172 224H174V222H172ZM180 224H183V223H180ZM180 224L178 225V227L180 226ZM187 224V223H186ZM207 224V223H206ZM50 225H52V224H50ZM56 225V224H55ZM63 225V224H62ZM61 225V226H62ZM171 225V224H170ZM176 225V224H175ZM190 225V224H189ZM188 225V226H189ZM194 225V224H193ZM192 225V226H193ZM198 225V224H197ZM48 226V225H47ZM60 226V227H61ZM65 226V225H64ZM182 226H184V224L182 225ZM50 227V226H49ZM48 227V228H49ZM52 227H53V225H52ZM170 227V226H169ZM186 227V226H185ZM195 227H196V225H195ZM197 227H199V226H197ZM196 227V228H197ZM201 227H203V226H201ZM204 227H205V225H204ZM20 228V227H19ZM26 228V227H25ZM42 228V227H41ZM54 228V227H53ZM71 227H69V229H70ZM172 228V227H171ZM177 228V227H176ZM175 228V229H176ZM179 228H181V227H179ZM200 228V227H199ZM207 228H208V226H207ZM207 228H205V229H207ZM27 229V228H26ZM29 229H32L31 227H29ZM28 229V230H29ZM54 229H56V228H54ZM53 229V230H54ZM168 229H170V228H168ZM193 229H195V228H193ZM43 230V229H42ZM50 230H51V228H50ZM62 230L63 229H61V233H62ZM143 230V229H142ZM142 230H140V231H142ZM172 230V229H171ZM178 230V229H177ZM200 230V229H199ZM10 231V230H9ZM33 230H31L30 231V233L32 232ZM48 231V230H47ZM52 231V230H51ZM60 230H58V232H59ZM140 231H138V232H140ZM170 231V230H169ZM197 231H198V229H197ZM29 232V231H28ZM39 232H41L40 230H39ZM38 232V233H39ZM57 232V231H56ZM85 232V231H84ZM143 232V231H142ZM37 233V234H38ZM60 233V232H59ZM58 233V234H59ZM82 233V232H81ZM14 234V233H13ZM16 234V233H15ZM32 234H33V232H32ZM36 234V233H35ZM36 234V235H37ZM78 234V233H77ZM86 234V233H85ZM34 235V234H33ZM36 235H34V236H36ZM79 235V234H78ZM81 235V234H80ZM87 235V234H86ZM181 235V234H180ZM180 235H178V236H180ZM30 236V235H29ZM55 236V233L53 234H51L49 237H47L46 239H44L45 240V242H46V240H48V242H51L52 240L55 242V240H54V237ZM75 236V235H74ZM61 237V236H60ZM77 237H80V236H77ZM77 237H75L76 239H77V241L79 242V241H81L83 238V235H82V237H80V238H77ZM181 237V236H180ZM26 238V237H25ZM29 239H30V237H28ZM31 238H34V237H32L31 236ZM74 238V237H73ZM74 238V239H75ZM27 239V238H26ZM56 239H58V238H56ZM60 239V238H59ZM73 239V240H74ZM174 239H177V238H174ZM179 239V238H178ZM181 239V238H180ZM183 239V238H182ZM22 240V239H21ZM31 240V239H30ZM29 240V241H30ZM38 240V239H37ZM84 240H86V239H84ZM83 240V241H84ZM184 240V239H183ZM205 240V239H204ZM207 240V239H206ZM26 241V240H25ZM28 241V240H27ZM32 241V240H31ZM75 241V240H74ZM202 241V240H201ZM208 241V240H207ZM207 241H206V243H207ZM38 242V241H37ZM44 242V241H43ZM57 242V241H56ZM82 242V241H81ZM196 242H199V243H202V242H200L199 240L198 241H196ZM205 242V241H204ZM209 242V241H208ZM9 243V242H8ZM38 243H40V242H38ZM174 243H175V241H174ZM198 243V244H199ZM35 243H33V245H34ZM46 244V243H45ZM45 244H43V245H45ZM50 244H52V243H49V245ZM178 244V243H177ZM195 244V243H194ZM33 245H31V246H33ZM35 245H37V244H35ZM42 245V244H41ZM48 245V244H47ZM80 245V244H79ZM191 245V244H190ZM193 245V244H192ZM202 245V244H201ZM204 245V244H203ZM207 246H208V244H206ZM197 246V245H196ZM207 246H203V247H207ZM35 247V246H34ZM43 247V246H42ZM81 247V246H80ZM195 247V246H194ZM252 247V246H251ZM257 247V246H256ZM50 248V247H49ZM77 248H79V247H77ZM178 248H179V246H178ZM202 248V247H201ZM209 248V247H208ZM254 248V247H253ZM28 249H30V248H27V250ZM34 249V248H33ZM56 249V248H55ZM80 250H81V248H79ZM181 249V248H180ZM191 249V248H190ZM198 249V248H197ZM200 249V248H199ZM203 249H206V248H203ZM38 250V249H37ZM201 250V249H200ZM262 250V249H261ZM49 251V250H48ZM195 251V250H194ZM203 250H201V252H202ZM206 251V250H205ZM204 251V252H205ZM257 251V250H256ZM259 251V250H258ZM257 251V252H258ZM27 252V251H26ZM33 252V251H32ZM261 252H263V250L261 251ZM31 253V252H30ZM36 253V252H35ZM48 253V252H47ZM49 253H53V251L52 252H49ZM198 253V252H197ZM206 253V252H205ZM82 254V253H81ZM187 254V253H186ZM188 254H192L191 252L190 253H188ZM202 254H203V252H202ZM258 254H259V252H258ZM260 254H262V253H260ZM44 255H45V253H44ZM189 255V256H190ZM205 255V254H204ZM204 255L203 256H201V258L202 259H204ZM263 255H264V253H263ZM262 255V256H263ZM31 256V255H30ZM34 255L32 254V257H33ZM41 256V255H40ZM40 256H38V257H40ZM188 256V257H189ZM194 256V255H193ZM192 255H191V258L193 257ZM197 256V255H196ZM254 256H255V254H254ZM257 256V255H256ZM261 256V255H260ZM35 257V256H34ZM33 257V258H34ZM37 258V257H36ZM200 258V257H199ZM260 258V257H259ZM194 259V258H193ZM192 259V260H193ZM201 259V260H202ZM256 260H257V258H255ZM81 260V259H80ZM132 260V259H131ZM131 260H128V261H130L131 262ZM200 259H199V261H201ZM38 261V260H37ZM126 261H127V259H126ZM262 261V260H261ZM136 261L134 260L133 261V263H135ZM262 262H264V259H263V261ZM261 262V263H262ZM127 263H129V262H127ZM83 264V263H82ZM132 264V263H131Z\"/></svg>", "mask_w": 264, "mask_h": 264}]
</instances>
